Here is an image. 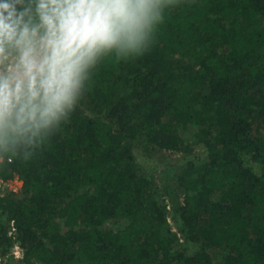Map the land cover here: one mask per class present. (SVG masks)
Returning <instances> with one entry per match:
<instances>
[{
    "label": "trees",
    "instance_id": "obj_1",
    "mask_svg": "<svg viewBox=\"0 0 264 264\" xmlns=\"http://www.w3.org/2000/svg\"><path fill=\"white\" fill-rule=\"evenodd\" d=\"M190 124L207 154L158 193L138 157L181 151ZM14 178L0 250L15 235L26 264H264V0H181L148 54L101 64L45 147L0 159Z\"/></svg>",
    "mask_w": 264,
    "mask_h": 264
},
{
    "label": "clouds",
    "instance_id": "obj_2",
    "mask_svg": "<svg viewBox=\"0 0 264 264\" xmlns=\"http://www.w3.org/2000/svg\"><path fill=\"white\" fill-rule=\"evenodd\" d=\"M181 0H0V159H31L110 58L148 54Z\"/></svg>",
    "mask_w": 264,
    "mask_h": 264
},
{
    "label": "rangeland",
    "instance_id": "obj_3",
    "mask_svg": "<svg viewBox=\"0 0 264 264\" xmlns=\"http://www.w3.org/2000/svg\"><path fill=\"white\" fill-rule=\"evenodd\" d=\"M187 69L193 65V60L187 59ZM183 70H185L183 68ZM182 71V69H180ZM202 125L190 124L181 128V151H164V153H157L154 157H138V161L141 167L148 173L149 177H152L157 182V192H162L164 186V179L169 177L167 173L171 175L178 172L180 167L184 165L188 160L192 158L201 160L207 154L206 143L202 137ZM20 187V182L17 178L3 182L0 179V194H6L10 191H17ZM182 199V197H181ZM171 209V207H170ZM168 218L176 230L177 225L173 214L169 211ZM126 225V221L116 218H108V220L100 226L103 231L118 230ZM66 230V228H63Z\"/></svg>",
    "mask_w": 264,
    "mask_h": 264
},
{
    "label": "built area",
    "instance_id": "obj_4",
    "mask_svg": "<svg viewBox=\"0 0 264 264\" xmlns=\"http://www.w3.org/2000/svg\"><path fill=\"white\" fill-rule=\"evenodd\" d=\"M12 231L15 232V228H12ZM12 237L13 244L9 251L5 254L0 250V264H8V260L13 261L14 264H26L24 247L15 235Z\"/></svg>",
    "mask_w": 264,
    "mask_h": 264
}]
</instances>
